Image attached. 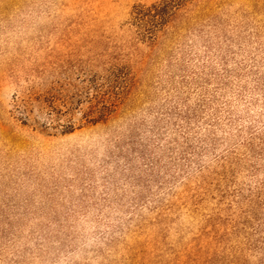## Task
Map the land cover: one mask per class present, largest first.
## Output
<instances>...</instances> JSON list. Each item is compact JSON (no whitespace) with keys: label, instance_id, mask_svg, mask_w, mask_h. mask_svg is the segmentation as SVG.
<instances>
[{"label":"rangeland","instance_id":"1","mask_svg":"<svg viewBox=\"0 0 264 264\" xmlns=\"http://www.w3.org/2000/svg\"><path fill=\"white\" fill-rule=\"evenodd\" d=\"M157 1L0 0V264H264V0Z\"/></svg>","mask_w":264,"mask_h":264},{"label":"trees","instance_id":"2","mask_svg":"<svg viewBox=\"0 0 264 264\" xmlns=\"http://www.w3.org/2000/svg\"><path fill=\"white\" fill-rule=\"evenodd\" d=\"M186 0H159L150 6L139 5L135 7L134 20L135 24L142 30H145V40L150 41L152 44L157 42L159 31L163 30L170 21L176 17L177 12L184 5ZM255 86L252 89L254 94L252 96L250 104L257 101L262 104L264 114V73H261L255 78ZM238 95L241 98H246V89L240 90ZM91 105L90 108H93ZM262 114H260V120L263 123L258 125L249 126L248 136L246 137L245 146L250 156L256 158H264V119L262 120ZM258 166L254 167V170H258ZM259 197L264 199V179L258 184ZM264 203V200L262 201Z\"/></svg>","mask_w":264,"mask_h":264}]
</instances>
